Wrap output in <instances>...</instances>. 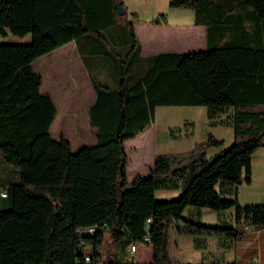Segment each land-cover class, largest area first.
I'll list each match as a JSON object with an SVG mask.
<instances>
[{"label":"trees","instance_id":"1","mask_svg":"<svg viewBox=\"0 0 264 264\" xmlns=\"http://www.w3.org/2000/svg\"><path fill=\"white\" fill-rule=\"evenodd\" d=\"M119 5L122 0H0V33L32 34L28 43L0 42V157L19 170L17 181L0 179V264H172L170 224L215 182L224 195L251 182L252 155L264 144V109H250L264 106V0H170L171 7L194 10V22L206 27V45L149 55L141 53L137 13L128 17L124 6L119 14ZM166 20L160 13L153 22ZM70 41L96 94L88 108L96 142L77 150L67 136L52 134L57 106L33 66ZM164 105H206L211 121L233 108L225 122L234 139L211 155L210 147L223 144L212 134L190 149L158 153L147 175L130 180L125 142ZM171 188H180L178 197L156 199L157 189ZM234 206L235 227L225 235L264 226V202L235 200ZM213 208L228 224L223 208ZM200 213L193 217L200 220ZM182 231L203 229L188 224ZM106 232L121 254L102 260ZM138 242L152 245L151 262L126 255Z\"/></svg>","mask_w":264,"mask_h":264},{"label":"rangeland","instance_id":"2","mask_svg":"<svg viewBox=\"0 0 264 264\" xmlns=\"http://www.w3.org/2000/svg\"><path fill=\"white\" fill-rule=\"evenodd\" d=\"M127 9V16L131 17V8L136 6L139 11L135 23H139L138 33L143 43L148 42L154 45H160L161 49L173 50H149L144 53L159 51H192L203 49L205 47V26H202V32L188 35L193 26V18L188 11L192 8H176L169 5L170 0H152V5H147L148 0H122ZM165 7V8H162ZM161 7V8H160ZM156 8L163 9L154 15V19L160 13H166L170 18L167 25H155L150 16ZM150 17L152 19L148 20ZM167 21V20H166ZM197 28V27H196ZM32 40V34L17 35L10 31L7 34L0 33V42L3 43H28ZM73 49V42L62 45L48 53L37 57L33 61L34 68L42 74V91L47 90L55 81L67 89H73L79 84L84 89L86 101L75 102L69 109L76 111L77 126H64L59 121L60 112L66 109V104L62 102V97L55 93L54 99L59 109V114L52 124V134L57 137L58 127H62L61 133H64L70 140L73 150H77L83 145L94 144L96 136L93 128L88 123V113L86 104L90 102V94L93 93L89 77L85 71L78 70L76 59H66L64 55L70 54ZM251 110L264 109V106H255ZM233 114V108L220 114L214 121L207 116L206 105H183V106H158L155 113L154 122L136 137L127 139V177L132 180L137 175H147L149 168L153 164L154 156L162 152H177L192 148L195 143L206 139L209 134L223 140L220 146H212L208 149V155H211L220 149L228 146L234 139V130L232 124L225 122ZM213 122V123H211ZM224 122V123H223ZM19 170L14 165L3 161L0 157V179H9L17 181ZM1 183V182H0ZM2 185V184H1ZM2 187V186H1ZM180 188L157 189L155 197L158 200H169L178 197ZM187 215V209L184 211ZM196 214V213H195ZM208 211L202 212L197 217L200 221L215 223V216ZM137 249L134 252V260L149 263L152 261V245L144 242H138ZM102 260L120 256L121 252L111 237L109 232L105 233V240L101 246ZM126 255H129L126 249Z\"/></svg>","mask_w":264,"mask_h":264},{"label":"crops","instance_id":"3","mask_svg":"<svg viewBox=\"0 0 264 264\" xmlns=\"http://www.w3.org/2000/svg\"><path fill=\"white\" fill-rule=\"evenodd\" d=\"M147 5H152V0L146 2ZM161 8V7H160ZM162 8H165L162 6ZM188 9V8H184ZM132 11H139L138 7L134 6L131 8ZM160 10L156 8L152 11L150 16L154 19V15L157 14ZM188 11L191 17L193 18V26L190 29L188 35L194 36L195 33L201 34L202 24H196L194 22V10H183ZM148 20L150 17L147 18ZM150 19V21L152 20ZM170 18L167 17V21L161 23H154L155 25H167L169 24ZM140 24L135 23V32L138 40L141 43V53L142 55H149L152 53H144V51L149 50H173V49H161L160 45H154L151 42L146 44L143 43L140 35L138 33V27ZM197 27V28H196ZM73 42V49L70 50V54L64 55L66 59H76L77 69L85 71L89 77L86 64L84 63L76 43ZM68 42V43H70ZM67 44V43H66ZM205 45H206V27H205ZM161 52V51H159ZM90 80V78H89ZM43 82V80H42ZM91 84V81H90ZM42 87V85H41ZM93 93L90 94V102L86 104V110L88 113V108L95 100L96 94L94 88L91 84ZM52 96L54 99L55 93H58L62 97V102L66 104V109L60 112L59 121L62 125L68 127H76V111L69 109V105L72 107V104H75L74 101H86L87 99L84 96V89L82 85L77 86L73 89H67V87L58 84L56 81L52 84L47 90L43 91ZM55 101V99H54ZM56 103V102H55ZM57 106V104H56ZM157 109V108H156ZM156 113V111H155ZM59 114V109L57 106V116ZM56 116V118H57ZM89 123V116H88ZM90 125V124H89ZM62 127L57 129V137L61 134ZM94 130V129H93ZM51 132L52 128H51ZM95 133V132H94ZM140 134V133H139ZM138 134V135H139ZM66 136V135H65ZM252 179L250 183H241L237 187V191L231 194H220V182H215L208 188H206L200 197L199 203L188 206L187 215L182 214L179 220H174L170 224L169 228V243H168V252L172 264H183V263H206V264H250L254 258H259L260 262L264 264V226L262 227H249L244 229L243 232L237 238H230L225 235V231L234 229L235 222L233 220L234 215V202L237 200L240 203H255V202H264V144L259 146L252 155ZM213 206H221V213L226 217L225 220H229L228 224L220 223L219 221V211L214 209ZM201 211L202 214L204 211L213 213L215 216V223H207L200 221L193 217L198 211ZM194 224L199 225L203 229L201 233H185L183 228L185 225ZM139 247V246H137ZM138 263H144L142 261L136 260Z\"/></svg>","mask_w":264,"mask_h":264},{"label":"built area","instance_id":"4","mask_svg":"<svg viewBox=\"0 0 264 264\" xmlns=\"http://www.w3.org/2000/svg\"><path fill=\"white\" fill-rule=\"evenodd\" d=\"M2 195H5L4 192H2ZM249 228V225H244V229H248ZM88 230L91 232V231H94V227H89ZM82 231V230H81ZM145 239H148V237H145ZM137 246L138 244H135V243H132L130 244V246L128 247V251H129V254L130 255H134V252L135 250L137 249ZM85 259L86 260H89L90 259V256L89 254L87 253L86 256H85ZM250 264H262L259 260V258H254Z\"/></svg>","mask_w":264,"mask_h":264},{"label":"water","instance_id":"5","mask_svg":"<svg viewBox=\"0 0 264 264\" xmlns=\"http://www.w3.org/2000/svg\"><path fill=\"white\" fill-rule=\"evenodd\" d=\"M125 12V8H124V6L123 5H119L118 6V13L119 14H123Z\"/></svg>","mask_w":264,"mask_h":264}]
</instances>
